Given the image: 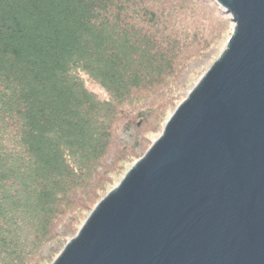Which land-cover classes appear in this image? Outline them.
<instances>
[{"label": "trees", "instance_id": "obj_1", "mask_svg": "<svg viewBox=\"0 0 264 264\" xmlns=\"http://www.w3.org/2000/svg\"><path fill=\"white\" fill-rule=\"evenodd\" d=\"M225 15L214 0H0V264L61 253Z\"/></svg>", "mask_w": 264, "mask_h": 264}, {"label": "water", "instance_id": "obj_2", "mask_svg": "<svg viewBox=\"0 0 264 264\" xmlns=\"http://www.w3.org/2000/svg\"><path fill=\"white\" fill-rule=\"evenodd\" d=\"M52 264H264V0Z\"/></svg>", "mask_w": 264, "mask_h": 264}, {"label": "rangeland", "instance_id": "obj_3", "mask_svg": "<svg viewBox=\"0 0 264 264\" xmlns=\"http://www.w3.org/2000/svg\"><path fill=\"white\" fill-rule=\"evenodd\" d=\"M229 18H230V15L226 14L225 19H227L226 21L228 22L227 29L223 31L220 38L217 39L213 43L210 49L206 51L202 57L196 58L192 60L191 62H189L186 65L187 67L184 69V72L181 73V76L178 78L176 83L173 85L172 90H174L176 87H177L176 89H178L176 92L172 94V96H175V100L173 101L174 104L173 105L171 104V106H164V107L159 108L157 110V113L155 112L156 114L155 118H152L149 121V124L146 127H144V129L141 131V139H142V143L144 144L142 149H140L138 152H133L131 157L127 155L126 157H124L122 161H118L115 167L111 170L112 172L110 174L112 176V182L110 183V185L106 186V188L102 191L101 200H103L106 197V195L127 174V172L140 159H142V157L151 148L153 143L156 142L162 136L165 125L168 122V120L171 118L175 110L187 99V97L192 92V90L197 86L200 80L204 77V75L206 74V72L208 71L212 63L226 50L227 45L233 34L234 27H235V24L229 21ZM169 89L171 91V86ZM170 91L169 93H167V96L165 97L166 99H169L171 97ZM119 149H120V146H118L114 152V154H116V156H114V159L119 158V154H118ZM111 161H113V158L110 155L105 160V162L106 164H109L111 163ZM101 200H99V202ZM92 211L93 210L84 212L81 215L82 216V221H81L82 226ZM59 255L55 254L52 258H48V259L45 258L41 264H52L58 258Z\"/></svg>", "mask_w": 264, "mask_h": 264}]
</instances>
